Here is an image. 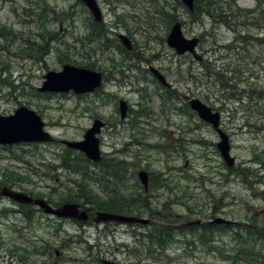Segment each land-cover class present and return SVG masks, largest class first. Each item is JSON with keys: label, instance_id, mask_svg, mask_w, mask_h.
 Returning a JSON list of instances; mask_svg holds the SVG:
<instances>
[{"label": "rangeland", "instance_id": "obj_1", "mask_svg": "<svg viewBox=\"0 0 264 264\" xmlns=\"http://www.w3.org/2000/svg\"><path fill=\"white\" fill-rule=\"evenodd\" d=\"M212 1L222 9L193 17L177 0H97L99 23L110 32L109 40L96 37L81 46L77 41L87 35L91 15L78 0H0V114L26 105L57 139L24 147L36 173L29 174L21 162L11 170L36 182L42 193L51 188L59 198L93 209L96 199L112 195L130 209L143 202V213L133 215L152 223L176 227L200 221L191 225L197 226L193 232L175 233L167 246L153 252L137 239L151 225L68 224L73 257L65 264H100L93 257L98 252L121 264H244L234 257L240 228L251 223L259 225V232L264 228V0ZM171 14L183 22L185 37L200 38V60L167 45ZM117 33L131 39L133 50L116 47ZM28 38L32 43H26ZM64 63L101 72V85L79 95L39 92L46 72L61 70ZM150 67L170 86L160 85ZM190 98L219 113L232 167L217 150L218 133L189 108ZM121 99L128 104L124 118ZM94 118L105 123L97 134L101 151L129 162L128 177L108 193L92 180L85 186L72 161L67 168L59 165L65 147L59 140L83 139ZM141 169L151 177L146 193L137 178ZM160 179L163 187L157 188L154 182ZM216 217L235 225L232 232H213L207 242L198 225ZM202 237L206 243L199 242ZM246 238L264 254V235ZM57 243L52 239L54 248ZM13 245L31 250L33 244L17 240ZM28 255V260L36 258ZM4 263L22 264L15 256H6Z\"/></svg>", "mask_w": 264, "mask_h": 264}, {"label": "water", "instance_id": "obj_2", "mask_svg": "<svg viewBox=\"0 0 264 264\" xmlns=\"http://www.w3.org/2000/svg\"><path fill=\"white\" fill-rule=\"evenodd\" d=\"M90 10L96 21H101L102 14L96 3V0H81ZM189 10L193 8V0H180ZM121 43L131 49L132 44L130 39L123 33L118 35ZM168 46L174 49L177 54L191 53L196 59L199 55L196 52L198 44L197 37L187 38L183 35L180 23L174 22L166 37ZM150 71L156 79L164 86L170 84L166 81L163 74L157 69L151 67ZM101 73L85 67L74 66L71 64H63L61 70H50L44 75V80L38 88L41 92H68L72 91L75 94H83L93 91L101 84ZM189 106L193 109L198 117L203 121L208 122L218 133L219 141L216 147L223 161L228 167L234 165V158L230 155V145L227 134L219 127L220 115L217 111H213L210 106L201 102L197 98H191L188 101ZM127 103L124 100L119 101V111L121 118L127 114ZM104 125L100 119H94L91 126L85 130L83 139L81 140H61V143L67 147L78 150L84 154L86 158L97 162L101 159L99 148V139L96 136ZM44 123L41 117L33 110L27 107L18 108L14 114L9 116H0V143H13L19 141H38L51 142L53 136L43 129ZM138 179L147 188L148 173L145 170H140L137 173ZM14 195V194H13ZM39 203H42L39 201ZM59 216L78 217L86 220L88 215L86 211H81L78 214V204L72 202L64 203L60 208L50 209ZM95 222L116 221L122 223H148L149 219L141 218L132 215L117 214L108 211H98L95 213ZM215 223L230 224L232 221L216 217L212 220ZM198 223V221L187 222L186 224ZM102 264H119L115 261L103 259Z\"/></svg>", "mask_w": 264, "mask_h": 264}, {"label": "flooded vegetation", "instance_id": "obj_3", "mask_svg": "<svg viewBox=\"0 0 264 264\" xmlns=\"http://www.w3.org/2000/svg\"><path fill=\"white\" fill-rule=\"evenodd\" d=\"M194 6L195 2L193 0V11ZM177 21L182 28L183 22L180 20H176L175 22ZM118 35L117 33L116 38L123 50L126 53H128L127 51L133 50L131 39L125 34L132 44V48L127 49L121 43ZM194 37H197L198 43H200V38L198 36ZM127 58L130 59L129 56H127ZM149 72H151L150 69ZM152 75L154 76L153 73ZM35 89L37 90V88ZM32 96H36V94L33 93ZM18 107H20V105ZM18 107L14 108L11 113ZM9 114L0 115L6 116ZM30 144L37 146L38 143L31 141L6 144L0 143V160L2 159L4 163L3 166L0 164V264H5L6 256H8L9 259L15 256L18 262L22 264H50L49 262L53 261L57 264H65V262H68L72 259L71 257H73L68 253V251L73 248H71L70 244V242H72L71 238H69L70 234L65 230L66 225L71 224L76 228H84L90 225L100 227L124 223H117L115 221L95 222V213L104 210L100 206H96L93 209L77 203L78 214L80 215L81 211H86L88 215L86 220L79 219L78 217L59 216L51 211L50 209L60 208L64 203L72 201L59 198L56 191L51 188L47 189L45 193L38 191L36 182L11 170L15 167L14 162H21L25 164V169L29 171V174L36 173V167L30 163L25 155H23L24 152H27L24 147ZM19 147L22 148V153H18L16 150L15 152L12 151L13 148L17 149ZM3 151H7L8 157L3 154ZM30 154H32V152ZM149 184H151V177L148 174V186ZM39 201L44 204L39 203ZM204 225L207 226L209 223H201L199 226L203 227ZM60 237L61 240L58 241ZM52 239L58 242L55 244V248L52 245ZM17 240H23L33 244L31 250L14 246L13 244H15ZM7 245H9V247H7ZM29 253L30 255L34 254L36 258L28 260ZM93 257L100 264L102 259H108L102 252L94 254Z\"/></svg>", "mask_w": 264, "mask_h": 264}, {"label": "trees", "instance_id": "obj_4", "mask_svg": "<svg viewBox=\"0 0 264 264\" xmlns=\"http://www.w3.org/2000/svg\"><path fill=\"white\" fill-rule=\"evenodd\" d=\"M177 2L180 6H182L179 1ZM194 2V11H188V14L193 17H196L202 13L211 15L217 12V9H222L219 8V5H214V1L212 0H194ZM171 16V20L175 21V14H171ZM89 18L90 22L86 24V27L88 28L87 35L81 37V40H78L77 42L80 41L79 43H81V46H85L88 44V41L90 39H94L96 37L99 41H102V39L108 41V36L110 33L108 29L102 28V23L94 22L91 17ZM26 43H29V38L26 40ZM117 46L122 52H124L123 48H121L116 43V47ZM89 64L90 63H87L86 65ZM89 66L92 68V65ZM63 151L64 153L58 157L59 165L67 168L65 164L72 161L75 164L73 165V172L77 175H81L80 181H82L85 186V181L92 180L95 183H99L104 188L105 193H108V191H111L114 188L118 187L122 180H125V178L128 177L127 165L129 164V162L114 161V159H111L104 153L99 162H92L85 158L81 152H77L67 147H64ZM154 183H156L157 188L163 187L161 179ZM76 185L78 186L79 182H76ZM150 185L151 184H149V187ZM107 196L108 197L100 198V200L96 199V202L94 201V203H96L97 206L102 207L104 210L121 212L123 214H141L143 212L140 211L145 209V205L143 203H140V206L139 204H134L133 208L130 209L127 202L124 203L123 201L116 200L112 197V195ZM92 197H94L95 199L94 195ZM96 198H98V196ZM149 214H152V212H150ZM233 225L235 224L225 225L220 223H211L207 226H203L202 231L203 233L205 232L206 240L207 242H209L212 239L213 232H232ZM201 227L202 226H199L198 229H200ZM194 228L195 227L192 226L186 228L183 226L173 227L168 223H152L147 233H140L139 238L137 239L138 241L144 240L149 247L148 250L150 252H153L155 250L163 249L165 246H167L168 243L173 239L175 233L183 234L185 231H189L191 233L193 232ZM263 229L264 228L260 227L261 231L259 232V225L253 223L241 227L239 235L243 236L242 238L237 239L238 243L235 246L236 251L234 253V257H238L239 259H241L244 264H264V254H259L260 250H256L255 244L250 243V241L246 238V236L250 237L252 235L256 236V238H259L260 235H264V233L262 232L264 231ZM206 240H203L202 237L199 242L206 243ZM262 246L264 247V245ZM150 257H152V255H150Z\"/></svg>", "mask_w": 264, "mask_h": 264}, {"label": "bare ground", "instance_id": "obj_5", "mask_svg": "<svg viewBox=\"0 0 264 264\" xmlns=\"http://www.w3.org/2000/svg\"><path fill=\"white\" fill-rule=\"evenodd\" d=\"M126 29H128V28H126ZM118 34H120V33H118ZM100 153H101V151H100ZM141 183V182H140ZM143 203V202H142ZM117 214H121V212H117Z\"/></svg>", "mask_w": 264, "mask_h": 264}]
</instances>
